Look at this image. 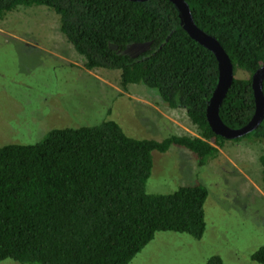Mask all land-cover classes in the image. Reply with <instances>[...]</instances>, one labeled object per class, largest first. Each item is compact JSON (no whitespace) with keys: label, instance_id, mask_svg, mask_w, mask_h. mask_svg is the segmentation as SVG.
<instances>
[{"label":"trees","instance_id":"trees-1","mask_svg":"<svg viewBox=\"0 0 264 264\" xmlns=\"http://www.w3.org/2000/svg\"><path fill=\"white\" fill-rule=\"evenodd\" d=\"M196 24L215 36L237 69L220 116L240 128L255 112L253 73L264 64V0H186ZM20 5H45L87 69H119L120 85L143 83L163 102L184 108L198 135L161 140L128 135L106 119L50 130L35 143L0 146V263L129 264L158 231L201 238L208 188L182 185L169 193L146 189L153 152L189 149L199 166L229 140L213 131L207 106L217 87L215 54L193 39L171 0H0V20ZM146 42L137 55L129 43ZM264 91V81H263ZM263 145L264 119L242 137ZM252 258L264 264V245ZM209 264H223L220 256Z\"/></svg>","mask_w":264,"mask_h":264},{"label":"rangeland","instance_id":"rangeland-1","mask_svg":"<svg viewBox=\"0 0 264 264\" xmlns=\"http://www.w3.org/2000/svg\"><path fill=\"white\" fill-rule=\"evenodd\" d=\"M148 43H129L137 55ZM119 69H87L60 30L59 16L45 5H20L0 20V146L35 143L54 128L91 125L106 119L131 136L161 140L170 134L198 135L184 109L162 101L143 83L120 85ZM236 77H249L237 69ZM263 145L248 137L228 140L220 154L199 166L187 148L153 152L146 189L169 193L196 183L208 188L206 228L201 238L158 231L129 264H263L252 254L264 245ZM0 264L20 263L12 259Z\"/></svg>","mask_w":264,"mask_h":264},{"label":"water","instance_id":"water-1","mask_svg":"<svg viewBox=\"0 0 264 264\" xmlns=\"http://www.w3.org/2000/svg\"><path fill=\"white\" fill-rule=\"evenodd\" d=\"M171 1L176 4L181 12L184 29L193 39L210 49L218 60L219 80L207 106V119L211 128L215 133L229 140L246 135L257 128L264 119V64L252 75V86L255 95V112L252 118L240 128L229 127L220 116V106L235 76L232 60L220 41L196 24L190 6L186 0Z\"/></svg>","mask_w":264,"mask_h":264},{"label":"crops","instance_id":"crops-1","mask_svg":"<svg viewBox=\"0 0 264 264\" xmlns=\"http://www.w3.org/2000/svg\"><path fill=\"white\" fill-rule=\"evenodd\" d=\"M172 108V107H171ZM174 109H184V108H174ZM185 110V109H184ZM186 111V110H185ZM187 114V113H186ZM188 116V115H187Z\"/></svg>","mask_w":264,"mask_h":264}]
</instances>
